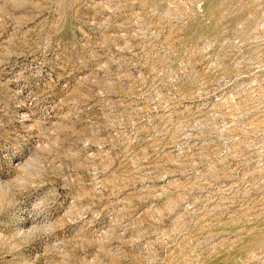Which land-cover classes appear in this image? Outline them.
<instances>
[{
	"label": "rangeland",
	"instance_id": "1",
	"mask_svg": "<svg viewBox=\"0 0 264 264\" xmlns=\"http://www.w3.org/2000/svg\"><path fill=\"white\" fill-rule=\"evenodd\" d=\"M0 264H264V0H0Z\"/></svg>",
	"mask_w": 264,
	"mask_h": 264
}]
</instances>
